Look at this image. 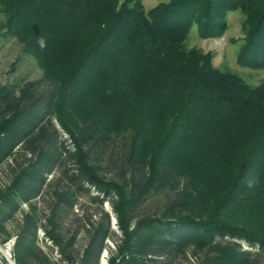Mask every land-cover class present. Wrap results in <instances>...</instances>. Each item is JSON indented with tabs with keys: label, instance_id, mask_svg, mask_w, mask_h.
Returning <instances> with one entry per match:
<instances>
[{
	"label": "trees",
	"instance_id": "16d2710c",
	"mask_svg": "<svg viewBox=\"0 0 264 264\" xmlns=\"http://www.w3.org/2000/svg\"><path fill=\"white\" fill-rule=\"evenodd\" d=\"M33 1V13L56 36L97 0ZM131 7L90 41L67 78L41 64V77L0 89V176H6L0 178V243L11 236L5 227L14 222L15 264H100L104 250L108 264H186L191 258L194 264H264V88L229 71L198 68L190 52L180 50L194 17L204 21L199 36L212 38L225 31V16L239 11L245 38L238 61L264 68V0H167L150 13ZM144 67L154 71L149 76L154 80L169 76L171 83L140 92L149 78ZM174 70L176 77L169 74ZM178 73L183 87L177 102L171 89ZM80 77L97 87L101 78L111 80L101 96L116 95V103L124 104L134 96L143 114L165 110L167 129L155 155L145 153L149 139L143 125L111 130L69 107L74 83L83 84ZM244 136L253 140L250 150L217 193L195 173L200 160L193 168L176 163V143L184 155L197 147L213 153ZM105 202L111 214L103 209ZM39 230L54 247L39 246ZM236 239L258 246L244 251ZM54 250L57 262L50 255Z\"/></svg>",
	"mask_w": 264,
	"mask_h": 264
},
{
	"label": "rangeland",
	"instance_id": "374dc122",
	"mask_svg": "<svg viewBox=\"0 0 264 264\" xmlns=\"http://www.w3.org/2000/svg\"><path fill=\"white\" fill-rule=\"evenodd\" d=\"M166 2L167 0H97L94 2L93 9L86 10V16L81 17L73 26L68 25L69 28L67 27L64 33L52 36L49 34V29L46 32V25L41 21V17L35 12L33 13L36 2H32V0H0V89L8 86L11 87L15 83L41 77L44 75V69L41 67V64L44 65V68H49V73L51 71L55 75L64 73L67 78L78 64L79 54H84L85 50L91 45V42L101 36L107 28V24L117 13L126 11L130 5L134 10L142 8L144 13H150L157 6ZM93 10L95 13L91 14ZM202 19L201 15L193 18L194 23L188 29V39L184 42L183 46L181 45V52H190L191 61H195L198 68L206 66L220 72L229 71L240 77L250 86L264 88V68L246 67L238 61L245 38L243 14L239 11L228 13L224 18L226 21L225 31L223 34H217L212 38L199 36L198 27L204 23ZM34 35L36 38L39 36V39L49 40V43L39 45L36 41L35 43L32 42L34 41ZM180 50H178L179 53H181ZM144 68L146 71H143V75L153 77L154 71L148 67ZM82 72L86 73L87 71L84 68ZM169 74L176 77L175 70ZM86 75L88 74L86 73ZM152 77L144 80L142 82V89L137 90L140 92L149 91L150 94L151 89L156 91L159 86L166 87L171 83V77L169 76H165L166 79L159 77L157 81L156 78L154 80ZM177 77L178 79L176 78L173 81V90L171 89V92H176L174 97H172L178 102L180 98L177 96L181 94V88L183 87L181 84L183 75L178 73ZM78 81L82 82L85 80L80 77ZM82 83H74L75 86L68 103L69 107L79 117L86 116L91 119H99L101 123L107 125L111 130L121 129L122 127H127L128 129L131 126L138 129L141 124L145 129L144 132H148L149 139L145 153L148 156L155 155L154 153L157 152L162 137L165 135V133L162 135V131L165 129V126L167 129V124L163 122L162 118V113L165 112L164 109H162L163 112L158 109L156 115L151 113V117L141 112L143 111V107H140L139 104L135 106L134 96L129 97L127 104L123 102L116 103L120 100L116 95L101 96L102 89L112 86L111 80H107L106 78H101L99 87L90 84V82ZM188 90V87H186L184 93L187 94ZM143 99L141 98L140 100ZM259 100L261 101L262 98ZM171 119H173V115H170L169 122ZM55 123L62 138L67 139L68 146H72L69 134L62 129L59 123ZM241 140L238 144L222 145V147L228 146V148L224 150L219 149L218 152L213 153H210L207 147L206 150L204 147H197L196 151L189 150V154H192L191 156L186 153V155L182 154L184 147L178 149V145L181 146V144L176 143V163L185 168L186 166L193 168V164H197L200 160L202 168L200 173L196 168H193L195 173L200 177L202 182L206 183L211 191L217 193L219 187L225 181H230L236 175L235 171L239 167L238 161L241 162L242 157H246L251 143H253V140L249 136L248 138L244 136ZM166 145V148L170 147L169 143ZM0 178L4 181L6 176L2 173ZM50 178L51 176L48 175L47 180H50ZM91 191L93 195L97 194L92 188ZM216 197L220 198L219 196ZM22 208L25 209L26 206L23 205ZM103 209L110 214L112 212L111 206L107 202L103 204ZM74 211L80 213V207L75 206ZM19 219H21V216L17 215L16 220L19 221ZM112 228L116 234H119L113 221ZM5 230L11 236L3 244L0 243V261L3 264H10L6 258L10 254L11 261L14 262L12 254L15 241L14 222L8 223ZM1 234L2 236L5 235ZM235 242L244 251H253L258 246L257 243L251 244L244 239H236ZM38 244L45 251H47V247H54L42 230L38 231ZM106 244L109 249H115V244L112 240H107ZM50 255L53 261L57 262L59 260V256L55 250ZM108 255L107 250L102 252L100 264H108ZM186 264H194V258H191L190 263Z\"/></svg>",
	"mask_w": 264,
	"mask_h": 264
},
{
	"label": "bare ground",
	"instance_id": "6f19581e",
	"mask_svg": "<svg viewBox=\"0 0 264 264\" xmlns=\"http://www.w3.org/2000/svg\"><path fill=\"white\" fill-rule=\"evenodd\" d=\"M106 253V252H105ZM6 259H8V256H7V258ZM9 262H10V264H15L13 261H11V260H8Z\"/></svg>",
	"mask_w": 264,
	"mask_h": 264
},
{
	"label": "built area",
	"instance_id": "2783aa9c",
	"mask_svg": "<svg viewBox=\"0 0 264 264\" xmlns=\"http://www.w3.org/2000/svg\"><path fill=\"white\" fill-rule=\"evenodd\" d=\"M8 260H11V256H10V254L8 255Z\"/></svg>",
	"mask_w": 264,
	"mask_h": 264
},
{
	"label": "water",
	"instance_id": "95a60500",
	"mask_svg": "<svg viewBox=\"0 0 264 264\" xmlns=\"http://www.w3.org/2000/svg\"><path fill=\"white\" fill-rule=\"evenodd\" d=\"M112 221L115 223V219H113ZM0 264H3V263L0 261Z\"/></svg>",
	"mask_w": 264,
	"mask_h": 264
}]
</instances>
